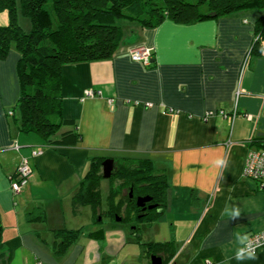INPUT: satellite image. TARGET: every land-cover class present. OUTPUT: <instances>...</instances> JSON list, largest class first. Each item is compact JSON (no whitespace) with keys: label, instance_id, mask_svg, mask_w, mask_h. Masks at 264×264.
<instances>
[{"label":"crops","instance_id":"0c3cea01","mask_svg":"<svg viewBox=\"0 0 264 264\" xmlns=\"http://www.w3.org/2000/svg\"><path fill=\"white\" fill-rule=\"evenodd\" d=\"M262 16L264 10L252 9L189 24H123L112 58L62 68L70 123L61 132L80 134L66 145L44 146L20 131L9 114L20 96V53L13 48L0 60V264H152L145 243L169 240L168 264H264V245L255 260L234 258L235 233L250 237L264 229V190L243 177L249 149L264 142V55H251L243 69ZM137 44L154 49L149 65L131 58ZM89 89L93 96H85ZM95 157L150 159L166 174V209L139 236L122 220L105 216L95 223L89 206L73 210L72 197ZM24 158L32 174L15 194L12 181ZM217 158L227 165L215 167ZM234 205L241 209L238 221L222 215ZM36 208L44 217L30 220ZM100 228L103 238L90 236ZM60 229L78 230L63 252Z\"/></svg>","mask_w":264,"mask_h":264},{"label":"trees","instance_id":"16d2710c","mask_svg":"<svg viewBox=\"0 0 264 264\" xmlns=\"http://www.w3.org/2000/svg\"><path fill=\"white\" fill-rule=\"evenodd\" d=\"M252 9L264 10V0H0V10H7L9 15V23L0 24V60L6 59L13 48L20 53L17 64L20 96L9 114L12 112L21 132L35 135L44 146L72 143L80 134L61 132L70 123L63 112L62 68L66 64L112 58L123 41V20L153 28L166 19L189 24ZM19 10L33 21L30 33L18 22ZM256 54L264 55V16L255 23L250 56ZM60 133L61 138L57 139ZM259 144L263 148H257L264 149V142ZM105 159H91L72 197L73 210L89 206L95 223L105 216L112 220L120 216L122 221L133 225L139 236L141 226L152 225L166 209L167 176L157 171L150 159L116 160L108 179H118L120 183L109 186L108 209L103 210ZM139 196L152 197L145 209L136 203ZM151 204L155 207L149 208ZM43 217L44 210L40 208L28 214L30 220ZM56 233L63 235L64 243L58 251L63 252L76 239L78 230L60 229ZM104 235V228L90 233L98 239ZM2 239L0 219V245ZM145 245L152 255L162 257L163 264H168L174 255L172 240Z\"/></svg>","mask_w":264,"mask_h":264},{"label":"built area","instance_id":"2783aa9c","mask_svg":"<svg viewBox=\"0 0 264 264\" xmlns=\"http://www.w3.org/2000/svg\"><path fill=\"white\" fill-rule=\"evenodd\" d=\"M154 49L145 45V44H137L133 46L130 50L131 58L135 61L142 62L145 65H149L153 59ZM250 58V51L245 56V60L243 63V69L247 67L248 60ZM95 94L94 90H86L85 96H93ZM114 99H110L112 103ZM126 103H130V100H126ZM136 104L140 102L136 101ZM146 106H152L151 102H146ZM171 112L175 111L174 108L169 109ZM12 113V112H11ZM214 112H208V116H213ZM228 117V115H225ZM233 118V116H232ZM18 145H16V148ZM34 155L39 154V150H34ZM32 174V168L27 159H22L18 164L15 176L12 181V190L15 194H19L22 192L30 182ZM243 177L253 180L257 183L258 188L260 190H264V149L251 148L249 149L244 163L243 168ZM253 243V247L255 252L264 245V229L254 232L250 237ZM38 264H43L42 262H38Z\"/></svg>","mask_w":264,"mask_h":264},{"label":"clouds","instance_id":"9594fccd","mask_svg":"<svg viewBox=\"0 0 264 264\" xmlns=\"http://www.w3.org/2000/svg\"><path fill=\"white\" fill-rule=\"evenodd\" d=\"M213 165L217 168H223L227 165V161L223 158H217L213 161ZM241 214V209L237 205L226 208L224 213H222V215H226L230 221H238L241 218ZM235 242L238 245L234 256L236 260L244 261L258 258L252 240L249 238L248 234L235 233Z\"/></svg>","mask_w":264,"mask_h":264},{"label":"rangeland","instance_id":"374dc122","mask_svg":"<svg viewBox=\"0 0 264 264\" xmlns=\"http://www.w3.org/2000/svg\"><path fill=\"white\" fill-rule=\"evenodd\" d=\"M249 12H250V10H249ZM18 22H19L20 26L22 27V29L26 33H30L32 31L33 21L31 19V17L28 15H24L23 13H21L20 10H19V14H18ZM127 22H130V21L123 20L121 22V25L123 26V24H126ZM8 23H9L8 11L7 10H0V24L7 25ZM119 183H120V180L114 179V178L113 179H107V181H105V180L102 181V198H103L102 208L104 210L108 209L107 197H108L109 186H111L112 184L117 186ZM104 218H106V217H104ZM132 227H133V225H132Z\"/></svg>","mask_w":264,"mask_h":264},{"label":"water","instance_id":"95a60500","mask_svg":"<svg viewBox=\"0 0 264 264\" xmlns=\"http://www.w3.org/2000/svg\"><path fill=\"white\" fill-rule=\"evenodd\" d=\"M115 168V160L112 158H107L103 162V176L104 178H110L113 174ZM130 197L132 198V193L130 194ZM152 201L151 196H139L136 199V203L138 206L146 208L147 203ZM149 208L155 207L154 204H151L148 206ZM116 220L121 221L122 218L120 216H116ZM133 228V227H132ZM152 264H163V259L160 256L152 255L151 256Z\"/></svg>","mask_w":264,"mask_h":264}]
</instances>
